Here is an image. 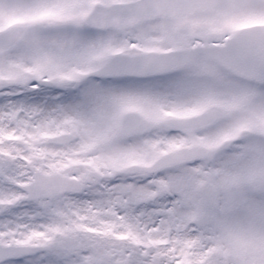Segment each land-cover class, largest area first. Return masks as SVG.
<instances>
[{"label":"snow or ice","instance_id":"snow-or-ice-1","mask_svg":"<svg viewBox=\"0 0 264 264\" xmlns=\"http://www.w3.org/2000/svg\"><path fill=\"white\" fill-rule=\"evenodd\" d=\"M0 264H264V0H0Z\"/></svg>","mask_w":264,"mask_h":264}]
</instances>
